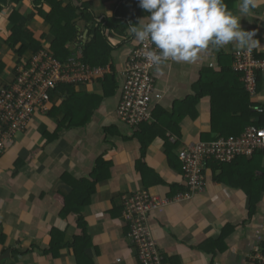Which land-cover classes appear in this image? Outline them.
Masks as SVG:
<instances>
[{"label": "crops", "instance_id": "obj_1", "mask_svg": "<svg viewBox=\"0 0 264 264\" xmlns=\"http://www.w3.org/2000/svg\"><path fill=\"white\" fill-rule=\"evenodd\" d=\"M34 2L23 0L17 10L20 13L33 11ZM82 2L102 28L105 19L116 21L104 29V33L113 47L115 72L122 82L121 72L140 44L128 32V26L144 17L143 23H147L148 13L139 7L138 0ZM240 3L238 0L231 11L239 16L243 30L256 33L254 39L258 42L251 50L264 56V0H257L258 7L248 15L239 13ZM0 5V60L11 65L13 58L4 42L8 31L7 15L14 8L8 0H0ZM33 23L37 26V35L46 31L37 17ZM73 23L77 29L73 44L83 46L90 42L91 36L82 17L78 16ZM220 50L223 57L232 58L233 53L241 49L229 44ZM217 57L218 51L210 46L194 63L170 61L162 66L160 73L154 70L150 111L151 115L154 111L165 112L161 123L157 124L164 138L156 135L149 143L144 162L151 171L146 174H140L137 169L138 141L116 119L119 90L103 102L85 127L64 131L51 144L44 143L42 134L55 128V123L35 113L28 130L6 141L0 155V258H4L1 264H77L72 249L66 246L61 247L56 258L44 256L42 251H47L52 236H58L62 240L60 243L66 244L80 235L76 214L60 216L63 200L69 196L76 200L74 181L95 171L100 159L107 166L97 170L101 180L90 205L82 212L88 232L83 247L88 260L85 264H139L135 249L127 239L129 226L123 218V199L142 190L153 197L164 198L170 197V187L183 189L180 170L172 169L168 163L166 139L175 147L171 155L178 158V153L190 145L212 143L220 137V132L232 130V119L212 130L209 92L214 95V101L226 105V109L235 106L239 111L243 105L231 76L219 79L212 75L220 72ZM207 69L211 70L205 71ZM8 70L0 74V85L8 81ZM201 81L199 102L194 108L192 105L183 107V102L196 96L199 91L196 85ZM82 91L91 94L100 89L97 84H89ZM249 103L258 104L256 112L264 115L261 107L264 106V73L259 83L257 81V94L249 96ZM260 108L263 110L258 112ZM109 127H114L112 132L119 134L106 135L104 128ZM203 135L205 139L202 140ZM235 159L230 164L219 163L226 166L216 174L205 166L203 193L148 214L151 237L166 263L252 264L248 257L264 243V153ZM24 161L28 163L22 164ZM214 176L219 179L217 182L213 181ZM68 179H73L71 185ZM223 233H226L224 239L221 238Z\"/></svg>", "mask_w": 264, "mask_h": 264}, {"label": "trees", "instance_id": "obj_2", "mask_svg": "<svg viewBox=\"0 0 264 264\" xmlns=\"http://www.w3.org/2000/svg\"><path fill=\"white\" fill-rule=\"evenodd\" d=\"M22 1L23 0H8L14 9H10L7 15L8 31L4 44L7 47L10 58H13V63L9 65L4 61V59H2V61L0 60V74H3L5 70L10 68V70H8V81L11 82L18 78L20 75L18 72L19 67H23L25 71L31 70V58L42 51H45L47 56L50 57L52 61H58V63H61L62 65L67 64L68 61L72 59L74 63L83 64L88 69L97 68L107 70V74L103 75L102 77H89L90 79L88 78L86 81L76 83L59 82L56 84L55 88L49 90L47 94L48 99L44 103L46 110L36 112L37 114L43 115L55 123V128H52L49 131L45 130L43 132L42 138L44 143H53L55 140L61 137V133L64 131L85 127L93 119L95 111L100 108L103 102L106 101L107 98L115 96L118 93V90L120 95L115 109L116 119L121 126L128 129L123 125L122 122L119 121L117 114V111L119 110V104L122 100L124 85L123 81L120 82L121 79L119 80V77H117L115 72L117 66L114 64L112 58L113 47L110 45V42L104 33V29L109 28L112 26V23H116V21H114V19H105L106 24L102 28V25L96 24V22H94L92 14L88 11L86 3H83L82 0H68L67 2L64 0H35L33 3V11L28 13H20L17 10V7L20 5V3H22ZM237 1L238 0H224V2L228 5L229 10L234 7ZM44 5L46 6L45 10L43 9ZM1 9L2 7L0 5V11ZM78 16L82 17L83 23L88 29V34L91 36L90 42L83 46L73 44L77 33V29L75 28L73 20ZM36 17L40 19V21L46 26V31L40 35H37V26L35 23H33ZM128 19L130 22H134L132 17H128ZM133 24H136V22ZM217 51V62L220 72L218 74H214L212 72L210 73L219 79H224L225 77L231 76V79H234L235 83L239 85V87H237L234 82L232 83L234 84V88L238 89L237 92L239 94L237 97L240 103L243 105L239 111H237L235 106L234 108L231 107L232 109H226V105H221L220 102L214 101V95L209 92L212 98V130H217L221 126L228 124L229 120L231 119L232 130L220 132L218 137L237 138L240 137V135H242L249 126H255L256 128L264 127V115H259V113L256 112V109L260 106L255 103H249V96L251 95L244 90L241 84L240 79L242 76L234 73L232 70V66L235 62V53L237 51L246 50L235 51L232 55V58L223 57L221 50ZM250 51L255 57H257L258 60L264 59V56L260 57L252 50ZM210 70L211 69H207L205 71ZM262 73H257L258 83L259 77ZM6 83L3 82L0 87L5 86ZM89 84H97L100 91L92 92L91 94L84 93L82 88ZM196 87L197 89L199 88L196 96L190 97L186 102H183V107L192 105L194 108V105L199 102L200 98L202 97V81L198 82ZM261 107L264 109V106ZM175 108L177 107L175 106ZM254 109L255 112H253ZM263 109L260 108L257 111L261 112ZM155 110L158 109L155 108ZM164 115V111H154L152 115L150 111V119L142 121L132 132V138L136 139L140 145L139 159L137 161V169L140 174H146L151 171L144 162L146 154L145 152L149 143L155 139L156 135L164 138V133H159L157 128V124L161 123V119L164 118ZM28 128L23 133H25ZM113 129L114 127L104 128V132L106 135L112 134L117 136L119 133H113ZM178 136H180V134H178ZM201 139H205V136L203 135ZM165 142L168 144L167 157L170 167L175 170H180L179 172L182 175V166L180 161L178 158H175L171 155V151L175 147L173 145L170 146L167 139ZM237 159H235L233 162H235ZM26 163H28V161L22 162V164ZM103 165L107 166V164H105L104 161L100 159L97 162V166L99 167L96 168L95 171L93 170L90 175L83 177L79 181H74V190L77 191L76 194L78 195H74L76 196V200H73V197L71 196L63 200L64 208L60 216L65 218L69 214H76V223L78 225L77 228L81 231L80 235L75 236L73 241L66 244H61L60 242L62 240L58 236H52L49 248L47 251H44V253L42 251L44 256L51 255L53 258H56L58 257V252L61 247L66 246L67 248L72 249L77 264L88 263L85 252L83 251L85 238L86 235H88V232L82 212L84 208L89 206L91 203V197L95 193L96 185L101 180V178L98 177V171L100 170V166ZM225 166L226 164H219V162H216L213 159L206 162V167H208L209 170L213 172V174H216L217 171L225 168ZM202 173L205 175L203 171ZM217 180L219 179L214 176L213 181L217 182ZM72 181L73 179H68V184L71 185ZM143 181L145 182L144 184L147 188L146 180L143 179ZM184 190V187L183 189H179L176 186L170 187V197H173L178 192H182ZM225 236L226 233H223L221 238L224 239Z\"/></svg>", "mask_w": 264, "mask_h": 264}, {"label": "built area", "instance_id": "obj_3", "mask_svg": "<svg viewBox=\"0 0 264 264\" xmlns=\"http://www.w3.org/2000/svg\"><path fill=\"white\" fill-rule=\"evenodd\" d=\"M150 47H154L150 41L140 42L122 72L124 86L117 114L119 121L131 132L142 121L150 119L155 66L144 56V51ZM234 59L233 72L242 76L244 90L251 96L256 95L257 73H264V59L258 60L250 50L237 51ZM30 63L31 70L25 71L23 67H19L18 78L0 87V155L6 141L28 128L34 113L46 110L44 103L48 99L47 94L56 84L82 82L89 77H102L107 74L106 69H88L83 64L74 63L72 59L62 65L58 61H52L45 51L34 55ZM257 152H264V127L249 126L237 138L219 137L209 144L198 142L178 153L184 191L173 197L160 198L142 190L123 199V218L129 226L127 239L135 249L139 264H168L158 253L151 237L148 214L203 193L206 182L202 171L205 170L208 160L230 164L236 157L249 158ZM248 259L252 264H264V243Z\"/></svg>", "mask_w": 264, "mask_h": 264}, {"label": "clouds", "instance_id": "obj_4", "mask_svg": "<svg viewBox=\"0 0 264 264\" xmlns=\"http://www.w3.org/2000/svg\"><path fill=\"white\" fill-rule=\"evenodd\" d=\"M138 5L148 13V22L139 19L128 26V32L134 40L154 45L144 56L157 73L170 61L196 62L210 46L220 50L235 44L251 50L258 42L255 32L241 28L239 16L224 0H138ZM257 7V0H241L239 13L252 14Z\"/></svg>", "mask_w": 264, "mask_h": 264}, {"label": "water", "instance_id": "obj_5", "mask_svg": "<svg viewBox=\"0 0 264 264\" xmlns=\"http://www.w3.org/2000/svg\"><path fill=\"white\" fill-rule=\"evenodd\" d=\"M3 259H4V258H2V257L0 258V264H1V262H2Z\"/></svg>", "mask_w": 264, "mask_h": 264}, {"label": "rangeland", "instance_id": "obj_6", "mask_svg": "<svg viewBox=\"0 0 264 264\" xmlns=\"http://www.w3.org/2000/svg\"><path fill=\"white\" fill-rule=\"evenodd\" d=\"M9 82H10V81H7V83H9ZM7 83H6V84H7Z\"/></svg>", "mask_w": 264, "mask_h": 264}]
</instances>
